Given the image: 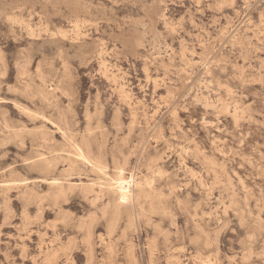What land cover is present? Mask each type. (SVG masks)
Segmentation results:
<instances>
[{
	"label": "rangeland",
	"instance_id": "374dc122",
	"mask_svg": "<svg viewBox=\"0 0 264 264\" xmlns=\"http://www.w3.org/2000/svg\"><path fill=\"white\" fill-rule=\"evenodd\" d=\"M202 263L264 264V0H0V264Z\"/></svg>",
	"mask_w": 264,
	"mask_h": 264
},
{
	"label": "bare ground",
	"instance_id": "6f19581e",
	"mask_svg": "<svg viewBox=\"0 0 264 264\" xmlns=\"http://www.w3.org/2000/svg\"><path fill=\"white\" fill-rule=\"evenodd\" d=\"M76 29V28H75ZM154 59V58H153ZM149 64V63H148ZM108 72V71H107ZM113 83V82H112ZM123 87V86H122ZM131 94V93H130ZM130 105V104H129ZM134 105V104H133ZM141 105V104H140ZM225 105V104H224ZM236 105V104H235ZM147 108V107H146ZM176 112V111H175ZM242 113H243V111H242ZM145 117V116H144ZM235 117V116H234ZM134 120V119H133ZM146 123V122H145ZM132 128V127H131ZM140 144V143H139ZM191 155V154H190ZM181 158V157H180ZM194 158V157H193ZM195 161V160H194ZM126 166V165H125ZM165 166V165H164ZM202 166V165H201ZM147 169V168H146ZM69 175V174H68ZM217 178V177H216ZM156 180V179H155ZM126 194V193H125ZM124 196V195H123ZM122 196V197H123ZM162 196V195H161ZM127 198H128V196H127ZM125 200H126V198H125ZM111 229H112V227H111ZM176 229V228H175ZM216 236V235H215ZM219 243V242H218ZM152 245V244H151ZM132 246V245H131ZM219 248V247H218ZM150 250V249H149ZM90 252V251H89ZM109 252V251H108ZM217 253V252H216ZM129 254H130V252H129ZM133 256V255H132ZM135 263V262H134ZM169 263V262H168ZM203 264V263H202Z\"/></svg>",
	"mask_w": 264,
	"mask_h": 264
}]
</instances>
